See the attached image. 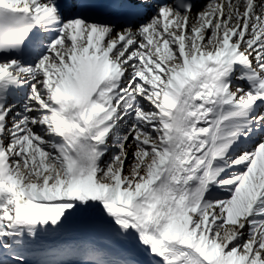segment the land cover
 <instances>
[{"label": "snow or ice", "instance_id": "obj_1", "mask_svg": "<svg viewBox=\"0 0 264 264\" xmlns=\"http://www.w3.org/2000/svg\"><path fill=\"white\" fill-rule=\"evenodd\" d=\"M0 264H264V0H0Z\"/></svg>", "mask_w": 264, "mask_h": 264}]
</instances>
